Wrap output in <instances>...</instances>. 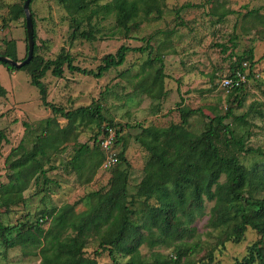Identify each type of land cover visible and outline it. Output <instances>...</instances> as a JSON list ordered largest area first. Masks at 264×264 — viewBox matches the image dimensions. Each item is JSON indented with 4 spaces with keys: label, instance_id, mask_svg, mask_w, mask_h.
I'll use <instances>...</instances> for the list:
<instances>
[{
    "label": "trees",
    "instance_id": "obj_1",
    "mask_svg": "<svg viewBox=\"0 0 264 264\" xmlns=\"http://www.w3.org/2000/svg\"><path fill=\"white\" fill-rule=\"evenodd\" d=\"M54 1L67 15L71 40H93L97 29L91 22L92 18L100 20L107 17L112 18L114 29L127 37L152 13L155 18L159 17L164 4L163 0ZM22 2L10 4L8 12L11 20L23 17L24 27ZM31 2L29 0L28 9L34 28ZM245 14L252 17L259 15L255 9L247 10ZM261 18L264 24V14ZM169 32L160 33L168 35ZM32 35V57L26 64L15 68L0 63L8 71L26 72L30 85L37 89L40 104L48 108L52 116L41 121V131L34 136L32 150L25 149L20 139L17 146L10 148L6 154L5 159L10 160L11 153L20 149L24 157L7 165L6 180L0 182V206L6 210L23 202L22 192L31 181L42 186L51 182L46 175L53 167L50 158L62 151L68 141L75 146L64 167L73 170L82 183L91 179L104 158L98 142L109 128L113 131V148L119 143L121 147L115 151V163L108 169L109 186L86 192L80 198L83 201L80 210H75L78 201H74L63 203L57 209L53 207L51 212L41 211L33 222L27 218L11 224L0 221V264H11L5 261L4 256L8 249L16 246L33 247L39 258L36 264H99L98 258L104 253L114 264H149L140 254L139 247L143 243L150 247L162 245L175 239L176 235L184 236V231L186 236L191 237L195 229L193 221L202 214L205 201H211L206 234L214 238V244L205 254L207 260H200V263L211 261L215 245H222L225 241L238 243L249 228L258 236L246 245L244 254L232 264H264V148L246 146L247 133L236 128V125L247 124L246 115L252 110L251 104L249 110L233 114L234 105H241L247 76L251 74V48L237 55L229 64L227 73L219 78L221 81L223 77L240 71L245 74L246 80L224 92L223 113L203 117L199 130L189 127V117L198 111L197 108H186L179 103L176 106L177 121L165 125H122L137 130L132 138L145 153L141 175L132 192H129L130 164L125 156L122 127H116L115 123L105 118L98 103L64 109L47 101L42 77L47 71L59 77L65 68L68 72L99 78L108 70L121 66L127 53L147 50L148 55L139 69L143 74L134 90L159 100L165 91L162 83L165 74L160 56L150 54L152 36L141 37L144 46L121 44L113 53L104 54L94 69H85L73 64L72 56L63 47L53 58H44L36 52L34 29ZM24 41L23 53L19 56L14 39L1 40L0 55L22 60L26 55V37ZM155 62L159 66L150 73L147 69ZM4 95L5 89L0 86V96ZM56 116L65 120L63 126L58 125ZM82 124H93L95 127L90 146L76 140V131ZM6 141V131L0 128V150ZM245 155L253 159L248 164L244 161ZM39 221H48L47 230H42ZM180 245L184 248L175 251L176 260H169L172 264H178L182 254L192 253L198 248V242L182 241ZM115 255L124 260L115 259ZM153 258L157 261L154 255ZM183 264H194V261L186 260Z\"/></svg>",
    "mask_w": 264,
    "mask_h": 264
},
{
    "label": "rangeland",
    "instance_id": "obj_2",
    "mask_svg": "<svg viewBox=\"0 0 264 264\" xmlns=\"http://www.w3.org/2000/svg\"><path fill=\"white\" fill-rule=\"evenodd\" d=\"M19 1L0 0V47L1 40L14 39L17 48H21L19 52L21 56L25 43L23 17L11 20L8 12L10 4ZM163 2V12L159 17L155 18L152 13L127 37L114 29L111 17L100 20L92 18L91 22L97 29L93 40L69 38L67 15L54 0H32L30 4L36 52L44 58H53L63 47L72 56V63L85 69H94L104 54L113 53L121 44L144 46L145 42L141 37L152 36L149 42L150 54L160 56L165 74L162 82L165 91L159 100L134 90L143 74L139 69L148 55L147 50L141 53H127L121 66L108 70L99 78L68 72L65 68L59 77L51 75L49 71L42 77L46 86L47 101L64 109L98 103L101 114L115 123L116 127H122L125 156L130 164L127 185L129 192H132L141 175L145 153L132 138L137 130L124 128L122 125L135 123L165 125L170 121H177L176 106L179 103L186 108H197L198 111L189 117V127L194 131L199 130L205 116L223 113L226 89L220 87L219 78L227 73L233 59L248 48L252 50L251 74L247 76L241 105L237 107L234 105L233 114L249 110L251 104L252 110L246 115L247 124L236 125V128L239 132L247 133L246 146L264 148V24L261 22L264 0H163ZM250 9L258 10L259 15L256 17L246 15L245 12ZM168 30L170 31L168 35L160 33ZM157 66L159 63L155 62L147 70L152 73ZM0 86L6 90V95L0 96V128L5 129L7 134V141L2 144L0 150V182H4L8 163L24 157L22 150L15 149L10 155V160H6L5 156L9 149L17 146L22 139L25 149L32 150L34 136L41 131V121L52 114L48 108L40 104L37 89L30 85L25 71H8L0 63ZM56 121L59 126L65 123L59 116H56ZM94 129L93 124L80 125L76 131L77 142H84L90 146ZM120 145L121 143L114 146V151L119 150ZM74 146L68 141L62 151L50 158L53 167L48 169L46 175L51 182L42 186L41 180L38 185L31 181L22 192L23 202L6 210L4 206H0L1 222L11 224L23 218L33 222L41 211L49 212L53 207L57 209L63 203L74 201H78L75 206V210L78 211L83 207L80 198L86 192L109 186L108 169L97 168L91 179L82 183L73 170L64 167ZM252 160L251 156H244L247 164ZM210 205L211 201L204 202L202 214L193 221L192 226L195 229L191 237L186 236L184 231V236L176 235L175 239H170L162 245L150 247L143 243L139 251L145 262L172 264L169 260H176L175 251L180 247L184 248L180 245L182 241L198 242V248L192 253L182 254L178 264H183L186 260L194 261V264H201L200 260L206 261L205 254L214 244V238L206 234L209 230L206 219ZM40 226L43 231L47 230L48 221H41ZM257 236L253 230L247 228L243 239L238 243L225 241L222 245H215L211 251V261L206 264H232L244 254L246 245ZM1 252L0 246L2 256ZM153 255L159 263L154 261ZM4 257L5 261L11 264H36L39 259L31 246L10 248ZM114 258L124 260L119 255H115ZM98 261L99 264H114L105 253Z\"/></svg>",
    "mask_w": 264,
    "mask_h": 264
},
{
    "label": "built area",
    "instance_id": "obj_3",
    "mask_svg": "<svg viewBox=\"0 0 264 264\" xmlns=\"http://www.w3.org/2000/svg\"><path fill=\"white\" fill-rule=\"evenodd\" d=\"M246 80L245 74L240 71H235L232 76L223 77L220 81V87L230 89L238 86ZM99 148L104 153V158L100 164V168L109 169L115 163V151L113 148V131L108 129L107 134L98 142Z\"/></svg>",
    "mask_w": 264,
    "mask_h": 264
},
{
    "label": "water",
    "instance_id": "obj_4",
    "mask_svg": "<svg viewBox=\"0 0 264 264\" xmlns=\"http://www.w3.org/2000/svg\"><path fill=\"white\" fill-rule=\"evenodd\" d=\"M29 0H23L22 2V11L24 15V30H25V37H26V55L25 57L20 60L16 61L7 56L0 55V62H4L9 64L15 68H18L24 64H26L32 57V49H33V27H32V20L30 16V12L28 9Z\"/></svg>",
    "mask_w": 264,
    "mask_h": 264
},
{
    "label": "crops",
    "instance_id": "obj_5",
    "mask_svg": "<svg viewBox=\"0 0 264 264\" xmlns=\"http://www.w3.org/2000/svg\"><path fill=\"white\" fill-rule=\"evenodd\" d=\"M20 49H21V48H20ZM20 49H18L17 46H16V52H17V54H19ZM5 95H6V90H5ZM5 95H4V96H5Z\"/></svg>",
    "mask_w": 264,
    "mask_h": 264
}]
</instances>
